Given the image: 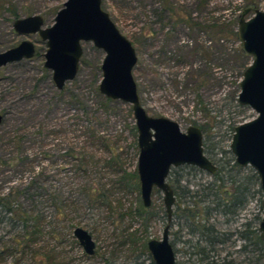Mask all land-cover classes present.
I'll return each mask as SVG.
<instances>
[{
	"label": "rangeland",
	"instance_id": "rangeland-1",
	"mask_svg": "<svg viewBox=\"0 0 264 264\" xmlns=\"http://www.w3.org/2000/svg\"><path fill=\"white\" fill-rule=\"evenodd\" d=\"M64 1L0 0V51L23 39L31 41L35 50L29 59L0 67V196L11 191L12 207L20 211L9 213L0 205V264H38L44 253L50 257L43 259L44 264H147L140 239L134 247L119 242L134 230L145 240L160 237L165 224L161 193L152 189L148 206L152 215L145 220L118 218L120 212L141 203L137 177L136 185L126 179L135 171L136 132L130 105L97 91L102 52L90 42H81L77 73L56 89L43 67L44 43L36 34H17L12 28L15 18L32 14L49 26ZM255 1V8L263 10L264 0ZM165 3L173 8V15L164 12ZM243 3L101 0V7L134 47L137 60L132 77L145 112L174 120L181 131L189 125L207 126L202 142L206 156L216 165L232 163L231 124L247 121L255 112L235 105L238 82L250 56L238 52V39L218 40L216 31L206 25L234 21L236 28ZM252 14L250 9L243 18ZM183 16L205 27L175 23L176 17ZM167 178L195 190L213 177L182 167L171 169ZM260 198L254 195L240 217L230 219L229 230L242 221L260 220L264 214ZM33 224L38 232L31 235ZM77 226L91 235L93 254L84 253L72 235ZM176 230L171 222L170 242ZM184 238L174 243L176 262L197 264L195 256L187 259L183 253ZM240 242L230 237L220 257L232 260L231 264H255L254 252L250 256L236 252Z\"/></svg>",
	"mask_w": 264,
	"mask_h": 264
},
{
	"label": "water",
	"instance_id": "water-1",
	"mask_svg": "<svg viewBox=\"0 0 264 264\" xmlns=\"http://www.w3.org/2000/svg\"><path fill=\"white\" fill-rule=\"evenodd\" d=\"M248 11L247 8L242 11L235 28L242 51L251 58L238 82L236 101L249 107L255 116L233 127L228 150L237 165L248 166L256 174L264 211V9H254L253 14L244 19ZM12 28L17 34H36L44 43L43 67L50 72L56 89H61L77 73L81 42H90L102 52L97 91L108 99L130 105L136 132L135 172L142 206L150 205L153 188L161 193L165 224L159 238L146 240V250L154 264H175L169 241L174 196L167 176L171 168L181 165H191L209 174L216 170L203 152L201 129L189 125L181 131L174 120L145 112L132 77L137 60L134 47L101 7V0H65L49 26H43L40 15L32 14L15 18ZM34 51L31 41L20 40L0 51V67L29 59ZM257 232L264 240V214L257 223ZM72 235L84 253L93 254L94 241L85 229L74 227Z\"/></svg>",
	"mask_w": 264,
	"mask_h": 264
},
{
	"label": "trees",
	"instance_id": "trees-1",
	"mask_svg": "<svg viewBox=\"0 0 264 264\" xmlns=\"http://www.w3.org/2000/svg\"><path fill=\"white\" fill-rule=\"evenodd\" d=\"M256 5L255 0H244L243 10L246 8L254 10L256 9ZM163 10L164 12L169 13L170 16L174 14L173 8L168 3L163 5ZM177 22H185L198 28L205 27L200 25L198 22L190 21L189 17L185 18L184 16L176 17L175 23ZM233 25L234 21L233 23L225 22L223 24L211 23L208 26L206 25V27L211 32L216 31L218 40H221L222 38L224 40H228L231 38L237 39L235 27H233ZM238 52L246 55L242 51L241 47L238 48ZM235 105L240 106L237 103H235ZM235 125L236 124H231V132L233 131V127ZM200 129L203 133L207 129V126L201 125ZM202 147L203 152L206 155L203 142ZM229 161H232V163L229 164L228 161H219L217 165L215 164L216 170L210 174L213 177L212 181L199 184V187L195 190H190L185 186L179 185L177 183V179L169 182L167 181L172 189L175 201L172 204L173 209L171 211L170 224L171 222L173 225L175 223L178 227V230L173 232L175 240L170 243L174 248L176 240H180L181 236L185 235V238L181 240V243L183 244L182 246L185 247L183 253L187 256V259L195 256L197 264H231L233 263L232 260H225V258L220 257V250L222 245H224L226 241H229L230 237L233 236V240L241 241L236 252L242 254L247 253L249 256L254 252L255 264H264V240L260 238L257 232L258 217H255L254 221H242L239 223V227H234L232 230H229L228 228L229 224L227 223L230 219H235V217L245 208L247 202L253 198L254 195H261L256 174L246 167L238 166L231 157ZM182 167L202 172V170L191 165H181L175 168L180 169ZM171 169L168 176L170 175ZM173 172L175 171L173 170ZM127 177V182L136 185L135 171L127 174ZM10 195H12V197L7 199ZM13 200L14 194L10 191L4 196H0V205H3L4 210L9 213H20L19 210L12 207ZM148 209L149 207L145 208L141 203H139V205L133 210L129 208L124 212H120L118 214V218L122 219L124 216H128L131 219L135 218L145 220L147 217L152 215ZM163 216L165 218L164 210ZM218 216H224V221L219 222L217 220ZM211 217L212 221L209 220ZM218 223L220 225L224 223L225 227L219 228L217 226L219 225ZM37 228L38 226L33 224L32 230L29 234L33 235L38 232ZM145 229L146 228H142V231H145ZM136 231L137 230L127 232L125 237L120 240L119 245L128 244L129 246L131 245V247H134L133 245L140 239L141 248L146 250L145 236H141L142 233L139 232L140 237L138 238L135 235ZM180 232H182V234ZM173 250L175 253L177 252L175 249ZM229 254L230 253L227 252V255ZM146 255L148 258L147 264H154L147 250ZM42 256L43 257L36 260L38 264H44L43 259L50 260L48 254L44 253ZM175 264L178 263L175 261Z\"/></svg>",
	"mask_w": 264,
	"mask_h": 264
},
{
	"label": "flooded vegetation",
	"instance_id": "flooded-vegetation-1",
	"mask_svg": "<svg viewBox=\"0 0 264 264\" xmlns=\"http://www.w3.org/2000/svg\"><path fill=\"white\" fill-rule=\"evenodd\" d=\"M202 132V131H201ZM239 166V165H238ZM241 167V166H240ZM246 167V166H245ZM215 172V171H214ZM207 173V172H206ZM209 174V173H208ZM174 202V201H173ZM238 217H240V212H239V214L237 215ZM237 216L235 217V219L237 218ZM229 223V222H228ZM182 242V241H181ZM173 247V246H172ZM174 249V248H173ZM175 251H177L176 249H175ZM174 254H176L175 252H174ZM175 261H176V257H175Z\"/></svg>",
	"mask_w": 264,
	"mask_h": 264
}]
</instances>
